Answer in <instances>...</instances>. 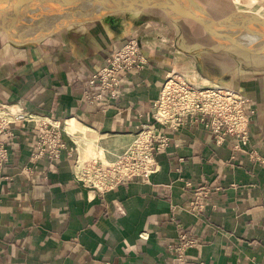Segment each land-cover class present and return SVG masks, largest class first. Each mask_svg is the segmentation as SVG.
<instances>
[{"label":"crops","instance_id":"crops-1","mask_svg":"<svg viewBox=\"0 0 264 264\" xmlns=\"http://www.w3.org/2000/svg\"><path fill=\"white\" fill-rule=\"evenodd\" d=\"M172 22L155 11L79 14L0 33V100L24 116L4 136L10 157L0 175V264H264L263 46L231 34L249 51L211 37L220 46L210 48L212 66L224 72L200 71L249 99L246 143L233 135L217 143L188 122L168 132L148 179L99 193L80 178L78 162L115 161L153 122L169 70L190 77L179 64L193 52L174 41ZM130 38L141 41L146 65L120 73L118 95L97 98L88 79ZM51 125L66 147L56 159L35 156Z\"/></svg>","mask_w":264,"mask_h":264},{"label":"built area","instance_id":"built-area-1","mask_svg":"<svg viewBox=\"0 0 264 264\" xmlns=\"http://www.w3.org/2000/svg\"><path fill=\"white\" fill-rule=\"evenodd\" d=\"M142 48L140 40L130 38L106 58L105 63L88 79V85L99 88L97 98L101 99L105 94L112 97L118 95L120 73L144 68L147 57ZM249 105V99L232 87L188 77L178 69H171L166 73L159 96L153 103V122L141 126L133 142L115 161L99 157L89 165L78 162L80 178L99 193L125 181L148 179L159 170L156 154L169 145L168 132H177L188 122L199 123L209 130L217 143L227 135L246 143L253 114ZM23 117L0 100V175L10 157L4 136L9 134L12 124ZM65 147L59 125H53L40 134V151L35 156L47 153L56 159Z\"/></svg>","mask_w":264,"mask_h":264},{"label":"water","instance_id":"water-1","mask_svg":"<svg viewBox=\"0 0 264 264\" xmlns=\"http://www.w3.org/2000/svg\"><path fill=\"white\" fill-rule=\"evenodd\" d=\"M155 11L171 21L190 20L217 40L250 49L229 34L239 29L264 39V17L247 9L231 10L221 16H211L192 7L186 0H0V33L13 34L44 17L74 18L91 14L103 18L116 13ZM264 47L261 51L263 52Z\"/></svg>","mask_w":264,"mask_h":264},{"label":"rangeland","instance_id":"rangeland-1","mask_svg":"<svg viewBox=\"0 0 264 264\" xmlns=\"http://www.w3.org/2000/svg\"><path fill=\"white\" fill-rule=\"evenodd\" d=\"M188 4L197 10L204 12L211 16H221L231 10L236 9H247L256 12L264 17V0H186ZM173 23V22H172ZM172 35L176 38L177 45H181L188 52H193V56L187 54V56H182V63L179 66L187 68L190 72V77L200 79L203 77L200 71H204L205 74H211L214 77H219L223 74V70L219 68H213L212 63L214 62L213 53L210 48L218 49L220 46L215 43L211 37L205 36L204 30L201 26L190 20H180L173 23ZM238 31V32H237ZM229 34L235 35L237 37H243L242 40L246 45L253 46H263L264 39L258 35L246 34L239 29H231ZM205 36V37H204ZM249 38V39H248ZM252 39V40H251ZM255 41V42H254ZM223 46V45H221ZM207 47V49H202ZM209 48V49H208ZM232 50H235L233 48ZM226 53V52H225ZM222 51L221 59L218 61H224L223 68L229 67L228 54ZM216 58V57H215ZM216 60V61H217ZM217 61V62H218ZM200 75V76H199ZM204 78V77H203ZM206 78V77H205ZM206 81L210 82L211 79L206 78ZM7 105V104H6ZM15 113H18L15 111ZM100 156L95 157L99 158ZM90 162H82L83 164L89 165Z\"/></svg>","mask_w":264,"mask_h":264},{"label":"bare ground","instance_id":"bare-ground-1","mask_svg":"<svg viewBox=\"0 0 264 264\" xmlns=\"http://www.w3.org/2000/svg\"><path fill=\"white\" fill-rule=\"evenodd\" d=\"M230 32V31H229ZM238 32V31H237ZM9 39V38H8ZM249 39V38H248ZM252 40V39H251ZM255 42V41H254ZM183 53V52H182Z\"/></svg>","mask_w":264,"mask_h":264}]
</instances>
